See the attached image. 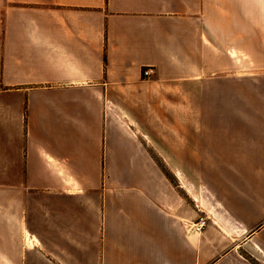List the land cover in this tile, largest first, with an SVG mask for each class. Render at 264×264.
I'll use <instances>...</instances> for the list:
<instances>
[{"label":"crops","instance_id":"1","mask_svg":"<svg viewBox=\"0 0 264 264\" xmlns=\"http://www.w3.org/2000/svg\"><path fill=\"white\" fill-rule=\"evenodd\" d=\"M254 68L264 0H0L2 258L217 264L246 232L264 256ZM158 163L211 165L202 233L184 230L185 174Z\"/></svg>","mask_w":264,"mask_h":264},{"label":"rangeland","instance_id":"2","mask_svg":"<svg viewBox=\"0 0 264 264\" xmlns=\"http://www.w3.org/2000/svg\"><path fill=\"white\" fill-rule=\"evenodd\" d=\"M252 74L255 78L260 79L262 76H264V70L262 69H252ZM153 75V74H152ZM151 75V76H152ZM212 90V83H207L205 87V91H211ZM191 91V89H190ZM196 100L189 99V105L192 107H195ZM158 168L165 174L168 181L173 185L177 186L180 185L177 183L176 178L173 176V172L176 171H182L186 176V182H185V189H187L189 197H188V213L190 220L184 225V230L188 231L190 233H195L191 230V224L196 222L199 217H205L206 218V224L207 226V216L203 214V212H197L198 210H201V208H204L203 205L200 207V204H198L197 200L198 197L196 193L200 196V190L202 189V184L204 181L210 182V186L208 188L210 191L213 190V185L211 182L212 172L210 171L211 165H200V164H157ZM178 179L179 174H177ZM181 180V179H180ZM181 193H185L183 190H180ZM198 206V208H196ZM202 211V210H201ZM204 227V229H205ZM190 228V229H189ZM203 229V230H204ZM203 230L200 232L202 233ZM197 233V234H200ZM250 233L246 232L245 234L239 236V240L235 245H231L230 249H228L225 258H222L221 260H218L217 264H264V256L259 252L257 248H255L250 242ZM26 243L29 244L30 240L28 236L25 237ZM5 245L2 246V253H0V264H9L7 260L2 258V255L4 256L3 248ZM20 247L18 244L10 243L7 247L11 252H15L16 247Z\"/></svg>","mask_w":264,"mask_h":264},{"label":"built area","instance_id":"3","mask_svg":"<svg viewBox=\"0 0 264 264\" xmlns=\"http://www.w3.org/2000/svg\"><path fill=\"white\" fill-rule=\"evenodd\" d=\"M153 73H154V69L151 68V67L143 68L142 69V72H141L143 78H148ZM205 224H206V218L205 217H199L196 222H194L193 224H191V227L190 228L195 233H200L204 229Z\"/></svg>","mask_w":264,"mask_h":264}]
</instances>
